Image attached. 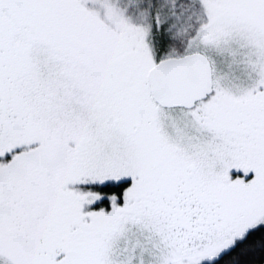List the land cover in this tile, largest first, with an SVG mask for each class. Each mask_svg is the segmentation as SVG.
<instances>
[{
    "label": "snow or ice",
    "instance_id": "1",
    "mask_svg": "<svg viewBox=\"0 0 264 264\" xmlns=\"http://www.w3.org/2000/svg\"><path fill=\"white\" fill-rule=\"evenodd\" d=\"M0 264H264V0H0Z\"/></svg>",
    "mask_w": 264,
    "mask_h": 264
}]
</instances>
